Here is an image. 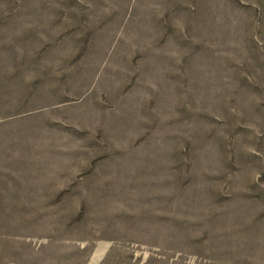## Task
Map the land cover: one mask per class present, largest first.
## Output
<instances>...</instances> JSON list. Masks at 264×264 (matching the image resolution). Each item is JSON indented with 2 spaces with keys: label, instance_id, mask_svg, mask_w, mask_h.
Wrapping results in <instances>:
<instances>
[{
  "label": "rangeland",
  "instance_id": "rangeland-1",
  "mask_svg": "<svg viewBox=\"0 0 264 264\" xmlns=\"http://www.w3.org/2000/svg\"><path fill=\"white\" fill-rule=\"evenodd\" d=\"M0 264H264V0H0Z\"/></svg>",
  "mask_w": 264,
  "mask_h": 264
}]
</instances>
